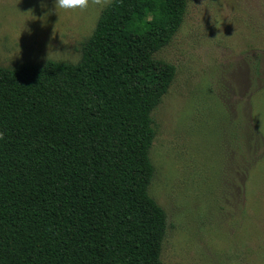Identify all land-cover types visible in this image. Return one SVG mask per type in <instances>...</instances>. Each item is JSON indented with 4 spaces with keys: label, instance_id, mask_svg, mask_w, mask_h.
<instances>
[{
    "label": "trees",
    "instance_id": "trees-1",
    "mask_svg": "<svg viewBox=\"0 0 264 264\" xmlns=\"http://www.w3.org/2000/svg\"><path fill=\"white\" fill-rule=\"evenodd\" d=\"M188 0H112L77 64L0 66V264H162L154 55ZM157 71V72H156Z\"/></svg>",
    "mask_w": 264,
    "mask_h": 264
},
{
    "label": "rangeland",
    "instance_id": "rangeland-1",
    "mask_svg": "<svg viewBox=\"0 0 264 264\" xmlns=\"http://www.w3.org/2000/svg\"><path fill=\"white\" fill-rule=\"evenodd\" d=\"M111 2L0 0V66L77 64ZM154 58L175 67L152 113L162 264H264V0H188Z\"/></svg>",
    "mask_w": 264,
    "mask_h": 264
},
{
    "label": "clouds",
    "instance_id": "clouds-1",
    "mask_svg": "<svg viewBox=\"0 0 264 264\" xmlns=\"http://www.w3.org/2000/svg\"><path fill=\"white\" fill-rule=\"evenodd\" d=\"M43 7V5H42ZM89 7V0H53V11L85 10Z\"/></svg>",
    "mask_w": 264,
    "mask_h": 264
}]
</instances>
